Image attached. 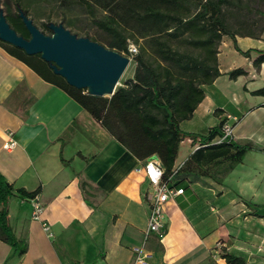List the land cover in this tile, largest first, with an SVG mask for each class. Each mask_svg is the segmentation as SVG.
<instances>
[{
	"label": "crops",
	"instance_id": "0c3cea01",
	"mask_svg": "<svg viewBox=\"0 0 264 264\" xmlns=\"http://www.w3.org/2000/svg\"><path fill=\"white\" fill-rule=\"evenodd\" d=\"M236 43L243 52L264 51V31L258 39L237 37ZM222 45L228 53L232 49L223 39L217 55L221 76L203 87L202 102L180 128L187 124L193 131L184 132L199 133L226 120L233 124L232 141L264 150V97L251 94L264 89V64L255 69L253 53L239 56L237 65L223 64ZM235 69L245 75L230 80L227 74ZM9 135L16 146L8 152L2 145ZM189 143L179 145L176 167L182 164L181 146ZM189 148L183 159L195 150ZM140 164L63 91L0 48V175L13 190H40L42 218L51 232L48 238L30 220L29 200L13 194L8 224L27 252L13 256L0 242V264H134L132 249L142 246L151 254L148 264H226L218 256L221 247L248 264H264V249L240 245L235 222L238 214L249 213L244 205L259 202L250 176L264 178V152H247L220 185L207 178L185 181L183 195L164 206L162 242L144 240L149 203L144 177L136 172ZM254 221L245 217L242 223Z\"/></svg>",
	"mask_w": 264,
	"mask_h": 264
},
{
	"label": "trees",
	"instance_id": "16d2710c",
	"mask_svg": "<svg viewBox=\"0 0 264 264\" xmlns=\"http://www.w3.org/2000/svg\"><path fill=\"white\" fill-rule=\"evenodd\" d=\"M0 3L5 22L25 41L30 36L20 15L44 36L52 35L51 26L66 30L64 23L69 17L71 24L79 20L88 23L97 37L102 38L69 31L78 39H87L119 55H129L130 43L138 46L137 54L130 53L136 64L132 78L109 97H93L84 89L68 85L54 73V64L42 60L39 54L27 55L0 40L1 49L44 82L63 91L136 160L156 157L164 169V181L171 187L184 191L185 181L210 177L212 168L222 164L226 165L222 173L225 176L242 162L247 152H264L250 142L229 140L212 144L222 136L226 120L199 133H186L180 128L183 122L192 119L202 102L203 87L221 76L217 55L224 38L240 57L249 59L251 53L255 54L252 62L255 69L264 64V51L243 52L236 43L237 37L258 39L264 31V0H1ZM250 27L260 28L259 34L249 32ZM243 75V70L235 69L227 77L235 80ZM251 94L264 97V89ZM185 140L195 150L176 167L179 145ZM80 187L84 191L85 184ZM39 191L13 190L0 175V242L12 248L13 256H23L27 244L15 238L8 224L9 200L13 194L31 200ZM218 256L226 264H248L243 255L228 252L226 247L219 248ZM208 263L216 264L211 259Z\"/></svg>",
	"mask_w": 264,
	"mask_h": 264
},
{
	"label": "water",
	"instance_id": "95a60500",
	"mask_svg": "<svg viewBox=\"0 0 264 264\" xmlns=\"http://www.w3.org/2000/svg\"><path fill=\"white\" fill-rule=\"evenodd\" d=\"M20 18L30 39L25 41L18 37L0 12L1 41L23 50L27 55L39 54L42 60L54 64V73L71 87L91 89L88 95L93 97L113 95L129 63L127 59L87 39H78L61 26H51L52 35L44 36L23 15ZM58 32L62 36L59 37ZM106 85L113 87L110 93H105L103 88Z\"/></svg>",
	"mask_w": 264,
	"mask_h": 264
},
{
	"label": "built area",
	"instance_id": "2783aa9c",
	"mask_svg": "<svg viewBox=\"0 0 264 264\" xmlns=\"http://www.w3.org/2000/svg\"><path fill=\"white\" fill-rule=\"evenodd\" d=\"M131 54H136L135 48H129ZM222 136L213 140L212 144L218 145L223 142L232 140L233 138V124L225 122L221 128ZM6 143L2 145L4 151H10L15 148L16 144L11 136ZM182 165V164H181ZM136 172L141 173L147 185V200L149 203V215L147 220L146 229L144 232V240L150 237H156L158 242H162L166 232L162 221V213L165 204L173 200L177 196L183 195L182 189L171 187L164 181V169L160 161L156 157H150L141 161L139 169ZM30 202V220L37 222L41 226V230L48 238H51L49 225L43 220L44 208L37 196ZM132 252L135 254L134 264H148L151 254L144 248H133Z\"/></svg>",
	"mask_w": 264,
	"mask_h": 264
},
{
	"label": "rangeland",
	"instance_id": "374dc122",
	"mask_svg": "<svg viewBox=\"0 0 264 264\" xmlns=\"http://www.w3.org/2000/svg\"><path fill=\"white\" fill-rule=\"evenodd\" d=\"M1 2V0H0ZM3 3V1H2ZM1 4V3H0ZM2 7H0V11H2ZM53 20H57V18H55L56 16L52 15ZM68 20H72L69 19V17L66 19V22L64 23V25L67 27L66 31H71L76 35L82 36L84 34H89L92 37L95 36L96 38H100L97 37L98 35L96 33H94V30L91 29L89 27L88 23L83 22L82 20H79V22L75 21L72 24L69 23ZM38 22V21H37ZM40 23V22H39ZM249 32H253L255 34H259L260 32V28H249L248 29ZM234 32L237 31H241L239 29H234ZM240 33H247L246 30L241 31ZM102 39V38H100ZM228 41L226 38H224V42ZM129 48H135L136 49V54L138 51V46L135 44H131L128 46V50ZM222 54L227 55V57L223 58L222 62L223 64L226 63L228 65H237L238 62V58L239 55L231 49V47L229 48L230 51L228 53V50L225 49V47L222 45ZM196 53V52H195ZM122 57H124L125 59H127L129 61L127 67L125 68L123 74L121 75L117 86L115 87V90L118 88H123L124 84L130 80L133 76L134 73V69H135V62L133 61V56L129 53V55H121ZM105 93H110L111 90L113 89L112 86L110 85H106L104 88ZM91 93V89H87L86 90V94ZM109 94H105L104 97H109ZM183 129L184 131H193V130H189V126L187 124L183 125ZM189 146H191V148L193 147L190 143L189 145L185 146L182 145L181 149H180V153H179V162H183L187 159H183L184 156L189 152ZM195 148V147H194ZM182 160V161H181ZM177 166H181L179 165V163L177 164ZM226 168L225 164H222L221 167L219 168H215L213 167L212 170L210 171V177H205L208 179V181H213L215 184L220 185L221 181L224 178V171ZM223 173V174H222ZM254 178V184H253V191L256 192V194L258 195L257 200L259 201L256 205L257 206H251V208L248 205H244V210L248 209L249 213H244V214H238L235 217V222L239 228L238 232L236 233L237 237L239 238L240 241V245L242 246H247L249 248H251V250L253 252H255L257 247H261L262 249H264V178L259 177L258 175H251L250 178ZM234 187V185H233ZM254 213H257V215H255ZM245 217H256L257 221H254V223H247V224H243L242 220ZM260 217V218H259ZM259 220L261 222H259ZM260 256H264V252H262V254H260Z\"/></svg>",
	"mask_w": 264,
	"mask_h": 264
},
{
	"label": "bare ground",
	"instance_id": "6f19581e",
	"mask_svg": "<svg viewBox=\"0 0 264 264\" xmlns=\"http://www.w3.org/2000/svg\"><path fill=\"white\" fill-rule=\"evenodd\" d=\"M57 35H58L59 37H60V36H62V34H61L60 32H58V34H57Z\"/></svg>",
	"mask_w": 264,
	"mask_h": 264
}]
</instances>
